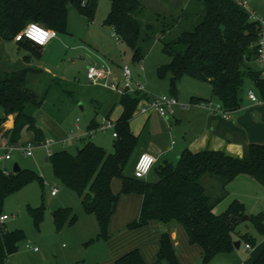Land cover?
I'll use <instances>...</instances> for the list:
<instances>
[{
	"label": "trees",
	"instance_id": "obj_1",
	"mask_svg": "<svg viewBox=\"0 0 264 264\" xmlns=\"http://www.w3.org/2000/svg\"><path fill=\"white\" fill-rule=\"evenodd\" d=\"M108 1L110 10L103 26L108 27L131 50L132 61H141L142 45L151 39L155 24H145L142 33L140 18L144 8L139 0ZM196 1L200 8L194 26L172 41V44L181 45L182 51L169 54L170 62L157 67V77L163 79L169 74L171 96H174L177 83L184 76L207 83L211 96L228 113L242 107L246 79L264 101V76L253 66L256 62L258 24L249 20V14L237 0ZM69 6L89 22L93 20L94 13L84 0H0V41H12L29 23H38L55 30L57 34H66ZM158 20L159 17L155 16V21ZM159 33L163 35L165 30ZM17 44L31 49L36 57L41 56L42 47L32 42L23 40ZM26 72L0 73V135H3L7 145L17 144L23 130L31 132L35 142L44 141L34 113L42 108L50 86L43 96L36 95L26 86ZM143 97L140 93L119 96L117 104L123 111L114 126L116 137L112 153H107L92 141H82L74 154L61 150L48 156L52 176L81 199L86 214L96 217L99 228L97 239H107L110 219L120 196L138 194L142 196L139 216L127 228H139L150 221L162 225L178 224L185 231L188 242L200 247L202 264L233 252L237 241L255 246L256 240L251 235L244 233L236 236V229L244 217L242 203L234 200L220 215H216L213 209L227 194L226 185L239 176L245 175L264 187V144H248L242 157L223 150L206 149L194 153L185 149L175 163L162 160L154 165L149 173L153 177L151 180L135 178L133 172L125 175L138 143V137L130 131L129 122ZM89 101L93 108L101 107L97 100ZM191 101L200 103L201 100L191 98ZM77 102L75 100L74 104ZM9 115L13 116V126L2 133L1 126ZM91 126H97L95 120L90 122L89 128ZM206 177L219 181L223 195L216 199L208 196L202 184ZM113 179L121 181L118 194L111 190ZM32 181H37L43 188L44 180L34 171L21 169L17 174L10 172L9 176H5L0 170V216L4 215V200ZM29 213L38 225L43 207L30 208ZM76 219L68 208H58L52 213L57 230L73 225ZM248 220L264 236V213L248 217ZM23 238L20 231H6L0 224V264H9L10 256L17 252ZM156 261L179 264L166 232L160 235ZM113 264L146 263L135 249ZM246 264H264V252Z\"/></svg>",
	"mask_w": 264,
	"mask_h": 264
},
{
	"label": "rangeland",
	"instance_id": "obj_2",
	"mask_svg": "<svg viewBox=\"0 0 264 264\" xmlns=\"http://www.w3.org/2000/svg\"><path fill=\"white\" fill-rule=\"evenodd\" d=\"M84 1L88 5V9L94 13L93 20L89 22L88 19L79 15L75 8L69 6L67 33L59 34L58 40L48 45L40 57L33 55L31 49L27 50L20 47L13 40L0 43V73L26 70V86L40 97L44 95V92L50 86L42 108L34 113V117L39 119V117L48 116L47 118H52V120L58 122L60 129L66 135L69 134L65 144L52 143L50 146H46L36 143L31 132L23 131L19 142L9 153L11 160L0 161V170L6 169L12 172L13 164L16 163L21 169L34 171L44 180L43 188L37 181H32L4 200L2 213L8 219L4 221L3 228L6 231H20L24 235V238L18 244L17 252L10 259L12 264H45L42 262L63 264L67 262L65 255L73 252H79L80 257L89 258L93 255L94 249L89 251L82 243L87 241H82L84 233H89L93 237L96 235V240H99V250L101 249L102 252L127 238L139 244L157 239L156 235L152 234L153 231L156 233L153 227L156 224L154 222L136 229L124 230L115 235H112L108 227L107 239H97L99 228L96 217L93 214L86 215L81 199L63 187L52 176L51 166L44 159L61 150L74 154L76 149L82 145V142H78L76 138L81 136L80 132L85 130L89 121L96 115L95 112L102 109L101 107L93 108L89 99L97 100L102 106L107 101L112 103L114 99V96L105 89L88 87L85 78L87 52L73 50V47L85 46L110 59L114 65L127 66L133 79L143 85L144 89L150 94L149 96L171 95L168 86L169 74L165 78L159 79L156 75V69L170 62L169 54L182 51L183 47L172 44V41L176 40L181 32L192 29L200 7L196 0H139L144 8V13L140 18L142 33L144 34L143 27L145 24L153 23L155 26L151 39L142 45L143 59L135 62L131 59V50L122 43L117 44L110 29L103 26V21L110 10V2L108 0ZM237 1L238 3L245 1L248 11L254 12L258 16H264V0ZM155 16L159 17L157 22ZM163 17L164 19H162ZM161 30H165V34L161 35L159 33ZM165 48H170V50ZM74 57H78V59L72 60ZM253 66L257 70H264V65L260 62H253ZM140 68H143V70H140ZM117 75L121 80V73L118 72ZM55 81L60 83H53ZM250 90L259 101H262L252 83L246 79L243 87V104H250L247 96ZM68 95L72 96L69 97ZM191 95H199L203 97V100L209 101L211 112L205 113L201 110V107L195 104L186 108L176 107L173 117L169 120L171 128L168 122L164 123L155 116H152L147 122L145 118L139 116L138 108L135 109L130 123V130L138 136V143L125 175L132 174L137 156L145 149L148 151V147L154 146L162 152L163 148L168 149L171 140L175 141L176 146L173 150L167 153L166 156L161 157V160L165 159L175 163L177 156L184 149H190L195 141L203 136L205 131H209L206 126L207 117L210 113L212 114V111H217L219 103L216 98L211 97L207 83L184 76L178 81L174 96L180 102H188ZM75 100L78 102L74 104ZM99 114H101V110ZM120 114L121 109L116 107L111 112L110 118L116 121ZM215 115L221 118L222 113L217 111ZM96 117L97 120L100 119L99 115ZM76 119L79 120L77 125L81 129L80 132L73 127ZM9 125L10 123L7 124V127ZM44 132L46 139L51 140L48 131L44 129ZM113 140L111 132L107 130L105 133L96 132L92 138H84L83 141H92L107 153H112ZM26 142H31L35 147L32 150V156H25L17 149ZM5 146V142L0 138V156L3 155ZM152 178L149 175L146 180ZM209 180L210 178L206 177L202 181L208 196L216 199L223 195L219 181ZM51 188L57 189L55 197L50 195ZM225 189L227 194L214 206L213 212L216 215L225 212L234 200L243 204L244 216L251 217L264 213V187L253 179L241 176L226 185ZM40 207H43L42 219L36 225L29 209ZM58 208L70 209L72 215L77 217V222L72 226H63L60 230H57L53 224L52 213ZM177 230L181 232L185 242V249H177L180 252L179 256L177 255L178 262L202 264L199 252L195 251L193 253L192 251L197 248L196 245L190 244L187 238L185 241L186 234L180 225L177 226ZM236 232V236L247 233L254 237L256 240L255 247L261 241V235L256 231L250 220L241 222ZM159 238L160 233L158 241ZM27 245L31 248L37 247L40 251L34 253L32 250L27 249ZM253 251L254 249H246L245 244H242L241 248L234 251V257L232 254L223 255L216 257L211 262H214L213 264H217V262H244ZM43 256H45L44 261L42 260ZM76 256L79 259L78 253Z\"/></svg>",
	"mask_w": 264,
	"mask_h": 264
},
{
	"label": "crops",
	"instance_id": "obj_3",
	"mask_svg": "<svg viewBox=\"0 0 264 264\" xmlns=\"http://www.w3.org/2000/svg\"><path fill=\"white\" fill-rule=\"evenodd\" d=\"M260 17H264V16H260ZM106 28H108V27H106ZM56 40H58V37L50 40L46 46L41 48V51L43 52V50L45 48H47L48 45H50L51 43H53ZM3 42L4 41H0V43H3ZM120 43H122V42H120ZM73 50H84L85 52H87V54H86L87 64L92 61L91 60L92 56L89 53V51H91L94 54H96V56L102 57L109 62V64L111 65V67L113 69L115 76L118 77L117 73L118 72L121 73V67L120 66L114 65L113 61L104 57L103 55H100L97 51H94V50L92 51V49H88L87 47L82 46V45L77 46V47H73ZM77 59H78V57L72 58V60H77ZM140 70H143V68H140ZM87 85L90 88L93 87V86H90L88 83H87ZM93 88H95V87H93ZM209 88H210V86H209ZM109 92L112 94V96H114L113 102L109 103L107 101L103 106L101 104V108H102V109H100L101 114H99L100 110H99V112H95L96 115L89 121V123L87 124V126L83 132H80L81 129L78 127L77 131L81 133V136L76 138V140L78 142H82L85 138V137H83L84 133L88 132L89 130L95 129L97 126H99L101 124L103 119L111 121L115 126V123L118 119L116 121L112 120L110 118V114H111V112H113V110L116 107H119L121 109V114H122L123 109L120 105L117 104V100H118L120 94L115 93V92H111V91H109ZM146 93L148 94L147 91H146ZM148 95H150V94H148ZM210 95H211V90H210ZM152 96L153 95H151V97ZM191 98L201 100L200 102H207V100H203L202 99L203 97H201L199 95H191L188 102H180L177 98L176 99L181 104H184V105H186V107H188L192 104L196 105L198 103V102H192ZM248 101L250 102V104H247V105L243 104L240 109L233 111V112H230L229 117L227 119L223 118L222 116H221V118L217 117L215 114H211V113H210L211 115L210 114H209V116L207 115L208 117L206 120V123H207L206 126L209 128V131H205L203 136H201L197 141H195V144L192 145V147L188 150L191 152H194V153L202 151V150H206V149L223 150L228 154L238 156V157H242L244 155V152H245V147L248 144H256V145L264 144V101L258 100V102H252L249 99H248ZM139 102H138V104H139ZM186 107H184V108H186ZM95 108H96V106H95ZM201 110L205 113H208V111H206L202 108H201ZM121 114H120V116H121ZM138 114H139V116L145 118V120L147 122L151 119L152 116H155V117L161 119L164 123L168 122L169 127L171 128V124H170L169 120L173 116L170 117L166 121V120L160 118L155 113H150L147 115L146 114H140V113H138ZM97 115H99V117H100L99 120H97V117H96ZM47 117H42V118L39 117V119H37L35 117L37 122H38V125L40 126V128L42 129L43 134H44V141L39 142V144L45 145L46 141L50 142L48 146H50V144H52V143L65 144L67 141V136L69 134L66 135V133H64L60 129V126L58 123L54 122L51 118H47ZM92 120H95V123L97 124V126L96 127L91 126L89 128L90 122ZM131 120L129 122V128H130ZM78 122H79V120L76 119L75 122L73 123V127L75 130H76V126H78L77 125ZM9 123H10V125H9V127H7V124H9ZM12 126H13V116L9 115V116H7L6 121L1 126V132L3 133L5 131L11 129ZM44 129H46L48 131L49 135L52 138L51 140L46 139ZM107 130H109L111 132V138H113V136H112L113 131L110 129H107ZM107 130H104V131L107 132ZM23 131H26V130H23ZM104 131H101V132L105 133ZM96 132H99V131H96ZM69 133L71 134L72 132L70 131ZM131 133L134 136L138 137L132 131H131ZM0 138H1V140H3L5 142V145H7L6 140L3 138V135H0ZM63 142H65V143H63ZM26 143H31V142H26ZM26 143H23L21 145H24ZM36 143H38V142H36ZM15 145H17V144H15ZM169 145L170 146L168 147V149L163 148L162 152L159 150V148L156 149L154 146H150L147 148L148 151H146V149H145L144 151H141V153H147L149 155H152L156 159V162L154 164V165H156L158 162L162 161L161 157L166 156L167 153H169L170 151L173 150V148L176 146V143H175V141L171 140ZM3 153H4V151H3ZM179 155L177 156V158L179 157ZM138 157H139V155L137 156V158ZM137 158H136V160H137ZM163 160H165V159H163ZM242 176H245V175H242ZM240 177L241 176H239L237 178H240ZM245 177H247V176H245ZM209 181H212V180H209ZM120 189H121V181L117 180V179H113L111 181L112 192L114 194H118L120 192ZM55 196H53V197H55ZM141 202H142V196H140L138 194H128V195H121L120 196V198L116 204L115 210L111 216L110 223L108 226L109 231L112 233V235L123 232L124 230H129L127 228V225L132 223L133 221H135L138 218L140 207H141ZM86 215H90V214H86ZM76 222H77V219H76ZM153 222L156 223L153 226L155 228L154 230L156 231V233L153 231L152 234H154V236L156 235L157 239L148 240L147 243L145 242V244H139V243L134 242L132 239L127 238L124 241H121L120 243L116 244L115 246H113L110 249L109 248L107 249L105 247L106 251L104 250L103 252L101 249L99 250V247H98L99 240H96V235L93 237V235H91L89 233L88 234L84 233V235H82V241H84V240H87V241L82 242V243L85 244L87 250L90 251V250L94 249V251L92 250L93 255L89 258H86V257H80L81 255H79V252H73L70 254H66L65 257L67 259L66 260L67 262H64L63 264H113L116 259H118L122 255H124L125 253H127L131 250H135V249L138 250V252L140 253L142 259L145 261L146 264L161 263V262H157L155 260H156V254H157L158 249H159L158 236H159V233L161 235L163 232H166L168 234V236L170 237L171 243L173 245V248H174V250H176V252H175V253H177L176 257H177V255L179 256L180 252L177 251V249L178 250H181V248L185 249V242L183 240V236H182L181 232H178L179 230H177L178 224L172 223V224H168V225H162L161 223H159L157 221L156 222L150 221L148 223H153ZM92 231H93V229H92ZM186 238H187V236H185V241H186ZM242 244L243 243L239 244V248H241ZM196 247H197L196 248L197 250L196 249L192 250L193 253L195 251H197V252H199V255L201 256L200 247L197 245H196ZM33 248H37V247H33ZM33 248L30 247L27 249L32 250L34 253H38L40 251L38 248H37V251H34ZM238 249H234V251L238 250ZM250 249H254V251L249 257H247L245 259L244 262H217V264H246V262L248 260L256 259L262 252H264V236H261V241L259 242V244L256 247L253 246V247H250ZM234 251L229 253V254H232L233 257H234ZM77 253H78L79 259H77L78 258L76 256ZM226 255H228V254H226ZM12 256H10V258H9V264H12V262L10 261ZM219 256H223V255H219ZM219 256H216V257H219ZM42 260L43 261L45 260V256L42 257ZM42 263L47 264V262H42ZM178 263H180V264H194L195 262H191V263L178 262ZM213 263L214 262H209L208 264H213ZM55 264H58V263L56 262Z\"/></svg>",
	"mask_w": 264,
	"mask_h": 264
},
{
	"label": "built area",
	"instance_id": "obj_4",
	"mask_svg": "<svg viewBox=\"0 0 264 264\" xmlns=\"http://www.w3.org/2000/svg\"><path fill=\"white\" fill-rule=\"evenodd\" d=\"M239 5L244 8L249 14V20L252 22H256L259 26V35L256 42V61L260 62L264 65V17H260L254 12L248 11L247 3L245 1L239 2ZM42 37V38H40ZM58 37V34L55 30L48 29L41 24L38 23H29L26 27L14 37L13 41L15 43L21 42L23 40H27L32 42L33 44L44 47L48 44V42L52 39ZM112 37L116 41V43H120L121 40L117 37L115 33L112 32ZM92 56L91 62L87 64L85 78L87 83L93 87H100L102 89L115 92L118 94H135L140 93L143 94L144 97L140 99V102L137 106L138 112L140 114H150L155 113L160 118L164 120H168L170 117L174 115V109L176 107L184 108L186 105L181 104L174 96L171 95H160L151 97L149 96L143 85L140 82H137L133 79L130 69L127 66L121 67V80L117 76H115L113 69L109 62L102 57L96 56L93 52L89 51ZM264 76V70L261 71ZM248 98L252 102H258L257 97L250 90L247 94ZM199 107L202 109L211 112L210 103L209 102H200L197 103ZM217 111H221L223 118H228L229 113L226 112L223 107L219 104L217 107ZM212 111V114L217 112ZM110 129L113 131V138L116 137V133L114 131V124L106 119H103L101 124L97 126L93 130H89L84 133L83 137L92 138L96 131H104ZM78 130V126H76V131ZM80 139V138H79ZM49 141L45 142V145H49ZM65 143V142H63ZM14 145H6L3 149L4 153L0 156V161H8L11 160L10 152L13 149ZM35 147L31 143H26L21 145L17 149L20 150L25 156H32V150ZM156 159L147 153H141L137 158L134 167H133V175L138 179H146L152 170ZM3 175L9 176L10 172L6 169L1 170ZM57 193L56 188H51L50 195L53 197ZM8 217L6 215L0 216V224H3ZM30 248L29 245L26 246ZM246 249H250L249 245H245ZM34 251H37V248H33Z\"/></svg>",
	"mask_w": 264,
	"mask_h": 264
},
{
	"label": "water",
	"instance_id": "obj_5",
	"mask_svg": "<svg viewBox=\"0 0 264 264\" xmlns=\"http://www.w3.org/2000/svg\"><path fill=\"white\" fill-rule=\"evenodd\" d=\"M79 106H80V105H79ZM44 161L47 162V161H48V157H46V158L44 159ZM20 171H21V168H20L16 163H14V164H13V167H12V173H13V174H17V173L20 172ZM247 220H248V217H247V216H244V217L241 219V222H244V221H247ZM239 244H240L239 241L235 242V243H234V248H235V249H238V248H239Z\"/></svg>",
	"mask_w": 264,
	"mask_h": 264
},
{
	"label": "clouds",
	"instance_id": "obj_6",
	"mask_svg": "<svg viewBox=\"0 0 264 264\" xmlns=\"http://www.w3.org/2000/svg\"><path fill=\"white\" fill-rule=\"evenodd\" d=\"M40 38H42V37H40Z\"/></svg>",
	"mask_w": 264,
	"mask_h": 264
}]
</instances>
